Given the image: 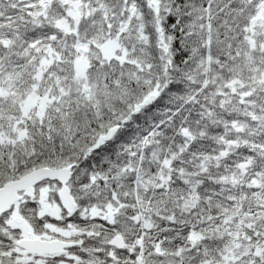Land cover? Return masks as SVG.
I'll return each mask as SVG.
<instances>
[{"label":"snow or ice","instance_id":"snow-or-ice-1","mask_svg":"<svg viewBox=\"0 0 264 264\" xmlns=\"http://www.w3.org/2000/svg\"><path fill=\"white\" fill-rule=\"evenodd\" d=\"M0 264H264V0H0Z\"/></svg>","mask_w":264,"mask_h":264}]
</instances>
